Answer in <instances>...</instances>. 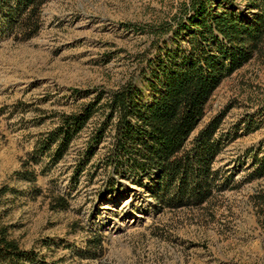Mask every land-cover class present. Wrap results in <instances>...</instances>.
<instances>
[{"label":"rangeland","instance_id":"374dc122","mask_svg":"<svg viewBox=\"0 0 264 264\" xmlns=\"http://www.w3.org/2000/svg\"><path fill=\"white\" fill-rule=\"evenodd\" d=\"M182 1L47 0L35 36L0 38V189L11 188L2 196V223L20 247L58 264H264V180L240 183L249 166L241 165L248 161L244 152L263 137L264 126L249 134L238 130L242 135L222 148L213 166L238 186L214 191L198 207L159 209L150 195L153 183L131 184L121 171L108 186V140L81 165L100 112L57 162L29 157L63 113L77 111L96 90L115 89L136 70L150 38L142 29ZM262 104L264 45L222 80L190 138L218 114V133L231 131ZM25 168L34 170V182L15 175ZM59 196L65 208H56ZM97 246L95 258L80 257Z\"/></svg>","mask_w":264,"mask_h":264},{"label":"trees","instance_id":"16d2710c","mask_svg":"<svg viewBox=\"0 0 264 264\" xmlns=\"http://www.w3.org/2000/svg\"><path fill=\"white\" fill-rule=\"evenodd\" d=\"M46 1L0 0V38L24 41L35 36L41 27L40 7ZM240 1L183 0L167 18L142 29L150 38L136 70L115 89L96 90L77 111L63 113L29 157L37 161L36 156H48L52 163L57 162L100 112L79 161L86 165L108 140L103 154L111 167L108 186L118 171L131 184L140 186L144 179L149 180L154 187L150 195L159 209L198 207L214 191L237 187L213 163L225 145L242 135L238 130L249 134L264 126V104L242 116L231 131L218 133L222 119L218 114L190 136L222 80L264 45V0ZM244 156L248 161L241 165L249 166L240 183L264 180V135ZM15 175L31 183L36 180L29 168L17 170ZM10 190L0 189V264H58L20 247L11 237L9 226L2 223V196ZM261 196L264 203V193ZM65 207L66 201L56 197V208ZM97 248L84 249L80 257L95 258L101 246Z\"/></svg>","mask_w":264,"mask_h":264}]
</instances>
